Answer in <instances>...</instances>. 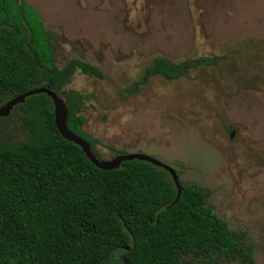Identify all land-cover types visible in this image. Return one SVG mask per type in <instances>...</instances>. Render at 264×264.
I'll use <instances>...</instances> for the list:
<instances>
[{"label":"rangeland","instance_id":"1","mask_svg":"<svg viewBox=\"0 0 264 264\" xmlns=\"http://www.w3.org/2000/svg\"><path fill=\"white\" fill-rule=\"evenodd\" d=\"M26 1L55 34L57 67L75 57L103 73L76 71L65 86L89 95L80 111L84 131L152 156L183 183L205 188L207 205L245 231L253 264H264V0ZM211 54L225 57L187 77L154 76L139 92H124L155 57ZM22 116H0V142L27 138ZM97 148L111 157L107 147Z\"/></svg>","mask_w":264,"mask_h":264},{"label":"trees","instance_id":"2","mask_svg":"<svg viewBox=\"0 0 264 264\" xmlns=\"http://www.w3.org/2000/svg\"><path fill=\"white\" fill-rule=\"evenodd\" d=\"M54 36L26 0H0V104L34 88L52 89L65 101L68 129L96 157L105 159L97 145L110 149L111 157L125 153L84 131L80 111L89 95L65 86L76 71L97 78L103 73L75 57L57 67ZM224 57H155L124 92H139L154 76L187 77ZM12 110L23 113L29 134L17 145L0 142V264H189L186 257L253 264L245 231L230 228L207 205L205 188L178 176L175 200L173 180L161 167L138 159L96 167L58 133L46 93L29 95Z\"/></svg>","mask_w":264,"mask_h":264},{"label":"water","instance_id":"3","mask_svg":"<svg viewBox=\"0 0 264 264\" xmlns=\"http://www.w3.org/2000/svg\"><path fill=\"white\" fill-rule=\"evenodd\" d=\"M37 93H46L51 98L52 106H53L54 124L58 133L67 141H71L74 144L78 145L84 152L85 156L91 161L93 165H95L98 168L108 170V169L118 168L120 166V163L125 160L138 159L149 162L155 166L163 168L169 173L176 188L175 200L178 198L179 193L181 191L178 175L172 167L165 164L164 162L141 152L120 153L108 159H99L98 157H96V155L91 150L90 144L84 138L76 135L70 129H68L67 109L65 106V101L60 95H58L52 89L38 87L7 100L2 105H0V116L8 115L16 104L22 103L24 101L25 97ZM230 135H232V133Z\"/></svg>","mask_w":264,"mask_h":264}]
</instances>
